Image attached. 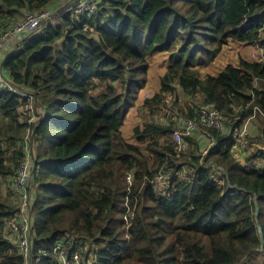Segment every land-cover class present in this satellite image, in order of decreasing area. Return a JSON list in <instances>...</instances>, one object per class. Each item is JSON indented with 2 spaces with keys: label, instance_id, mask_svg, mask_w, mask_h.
Listing matches in <instances>:
<instances>
[{
  "label": "trees",
  "instance_id": "16d2710c",
  "mask_svg": "<svg viewBox=\"0 0 264 264\" xmlns=\"http://www.w3.org/2000/svg\"><path fill=\"white\" fill-rule=\"evenodd\" d=\"M98 1L93 15L76 16L75 0H0V34L21 12L65 11L58 22L13 38L21 37L0 59L18 92L0 89V179L7 189L0 264H22L3 229L17 214L10 194L27 127L33 264H61L57 244L80 249L92 264H264V151L248 150L241 163L231 131L208 127L204 155L193 135L177 154L180 125L146 121L134 127L133 142L120 129L157 53L169 54L168 68L145 107L160 103L175 82L224 117H249L255 106L264 111V60L197 72L229 40L264 55V0ZM21 92L32 95L31 104ZM259 123L264 145V117ZM161 174L167 178L158 184Z\"/></svg>",
  "mask_w": 264,
  "mask_h": 264
},
{
  "label": "rangeland",
  "instance_id": "374dc122",
  "mask_svg": "<svg viewBox=\"0 0 264 264\" xmlns=\"http://www.w3.org/2000/svg\"><path fill=\"white\" fill-rule=\"evenodd\" d=\"M53 9V8H52ZM54 10V9H53ZM53 12L52 18L45 19L46 21H42L40 25L46 23H56L60 19V15L65 13L61 7H58ZM259 51L258 53L261 55V58L250 56V53ZM257 53V52H255ZM252 57V58H251ZM169 54L168 53H157L148 58L149 61V69L147 71V80L144 88L139 91L137 98L133 104L129 108L127 112L122 126L120 127L122 136L129 140L134 141V127L143 126L144 122H157V124H161L162 122L173 123V128H178V125L183 123L184 119L189 118L187 114L192 109L195 112L199 111L202 108V99L198 94L187 95L185 94L180 86L172 82L170 86L174 88L172 92H164V96L162 97V101L160 103H154L152 105L144 104L146 95L149 96L148 99H151L156 93L160 92L161 88V79L162 76L166 73L168 68ZM240 59H244L247 61H261L264 60V55L260 48L257 46H247V44H236L233 41L229 40L228 44L223 46L220 52L216 55V57L211 61L207 66H198L197 72L200 77H203L205 74L215 75L217 70L221 66L225 67L226 65L237 66ZM220 64V65H219ZM258 84V83H257ZM145 107V108H144ZM235 116L220 117L223 123L222 133H227L230 131V128L234 125L241 126H249L251 134V138L249 140V145L255 150H260V152L264 151V145L261 143V132L259 130V120L261 117H264V111L259 108H254V113L249 117L242 118L240 120H235ZM236 122V123H235ZM228 123V127L226 126ZM208 127L202 126L197 131H194L195 140L198 141L200 147L198 149L199 153H206L211 145L210 138H207ZM197 136V137H196ZM172 139V137H171ZM201 153V154H202ZM251 152L242 151V149L235 147L233 150V155L237 157L236 159L241 163L246 161V157L250 155ZM255 166H260L262 161L257 159L253 163ZM217 173V172H216ZM215 177H218V174H215ZM0 179V197H7V189L5 181L2 182ZM128 185L132 183V177H127ZM12 203L16 206L18 205L17 196L15 193L10 194ZM129 212L125 215V220L127 225H129L130 214L131 218H133L132 209H127ZM254 218L256 220L255 211ZM257 224V223H256ZM32 247V245H31ZM81 259L84 260V257L81 255ZM257 261L261 263L259 254L257 256Z\"/></svg>",
  "mask_w": 264,
  "mask_h": 264
},
{
  "label": "built area",
  "instance_id": "2783aa9c",
  "mask_svg": "<svg viewBox=\"0 0 264 264\" xmlns=\"http://www.w3.org/2000/svg\"><path fill=\"white\" fill-rule=\"evenodd\" d=\"M75 2L77 3V7L75 9L76 16L93 15L96 12L99 3L98 0H75ZM51 14L52 8L47 7L40 12H21L18 19L7 21L4 25L5 29L0 34V49L20 34L36 29L40 25L41 21L49 17ZM255 83H257V80H255ZM0 89L17 92L13 85L8 81L6 73L2 70L1 65ZM19 95H23L28 103H32L31 94L21 92ZM251 96H253V93H251ZM220 117H222V115L212 103H205L202 105L200 112L195 117L184 119L180 127L173 133L176 153L178 154L182 152L189 146L188 137L194 135V131H197L201 126L212 127L219 131L223 130V123ZM32 119V116L29 117L27 122L30 123ZM234 119L238 120L239 117H235ZM230 131L235 139L237 148L242 149L244 152L253 149L249 145L251 137L249 126L234 125L230 128ZM30 137L31 129L27 127L25 133L23 134L24 157L20 162L16 175L13 177L12 184V191L16 194L18 201L17 214L14 218L6 222L3 229L4 239L19 250L22 258V264H33L30 233L31 225L28 213L30 204L28 186L32 167ZM256 152L258 153V150ZM128 177L131 176L128 175ZM166 178L167 174L159 175L157 177L158 184L164 183ZM54 252H57V256L61 264H92L91 260L81 259L80 249L71 251L65 245L57 244Z\"/></svg>",
  "mask_w": 264,
  "mask_h": 264
},
{
  "label": "crops",
  "instance_id": "0c3cea01",
  "mask_svg": "<svg viewBox=\"0 0 264 264\" xmlns=\"http://www.w3.org/2000/svg\"><path fill=\"white\" fill-rule=\"evenodd\" d=\"M20 38L18 39H13L11 41H9L8 43H6L1 49H0V59H2V57L4 56V54H6L8 51H11L12 49H14L15 45L19 42L18 40H20ZM248 46H251V45H248ZM257 52V53H255ZM255 52H252L250 53V56H257V57H260L261 55L258 53L259 51H255ZM255 54V55H254ZM255 56V57H256Z\"/></svg>",
  "mask_w": 264,
  "mask_h": 264
},
{
  "label": "water",
  "instance_id": "95a60500",
  "mask_svg": "<svg viewBox=\"0 0 264 264\" xmlns=\"http://www.w3.org/2000/svg\"><path fill=\"white\" fill-rule=\"evenodd\" d=\"M257 208L255 209V216H257ZM257 231H258V235L260 237V239L262 240L263 239V235H262V229H261V226L259 224H257Z\"/></svg>",
  "mask_w": 264,
  "mask_h": 264
},
{
  "label": "clouds",
  "instance_id": "9594fccd",
  "mask_svg": "<svg viewBox=\"0 0 264 264\" xmlns=\"http://www.w3.org/2000/svg\"><path fill=\"white\" fill-rule=\"evenodd\" d=\"M261 61H263V60H261ZM203 105V104H202ZM202 127V126H201ZM206 127V126H205ZM222 131V130H221ZM251 133V132H250ZM252 134V133H251ZM251 138V137H250ZM253 150H255L254 148H253ZM257 150H255V152H256Z\"/></svg>",
  "mask_w": 264,
  "mask_h": 264
},
{
  "label": "bare ground",
  "instance_id": "6f19581e",
  "mask_svg": "<svg viewBox=\"0 0 264 264\" xmlns=\"http://www.w3.org/2000/svg\"><path fill=\"white\" fill-rule=\"evenodd\" d=\"M248 46V45H247ZM255 55V54H254ZM253 56V55H252ZM256 56V55H255ZM255 56H253V57H255ZM261 57V56H260Z\"/></svg>",
  "mask_w": 264,
  "mask_h": 264
}]
</instances>
